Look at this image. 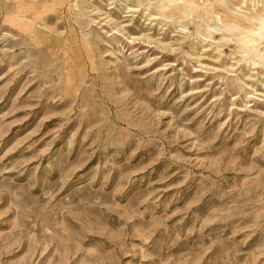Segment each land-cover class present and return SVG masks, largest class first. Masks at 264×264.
<instances>
[{
  "label": "rangeland",
  "instance_id": "374dc122",
  "mask_svg": "<svg viewBox=\"0 0 264 264\" xmlns=\"http://www.w3.org/2000/svg\"><path fill=\"white\" fill-rule=\"evenodd\" d=\"M165 1L0 0V264H264V0Z\"/></svg>",
  "mask_w": 264,
  "mask_h": 264
},
{
  "label": "bare ground",
  "instance_id": "6f19581e",
  "mask_svg": "<svg viewBox=\"0 0 264 264\" xmlns=\"http://www.w3.org/2000/svg\"><path fill=\"white\" fill-rule=\"evenodd\" d=\"M125 1H130V0H125ZM185 1H189V0H185ZM172 2H173L172 0H166L165 2H162V3H164V6H162L161 8H163V7L166 8L168 5L172 4ZM58 3H59L58 0H52V6H54L55 4H58ZM179 3L181 4L180 1H179ZM205 7H206V5H205ZM231 12H234L236 14L242 13V16H243L245 21H247L249 23H253V22L256 23V30H252L251 33L253 35L260 37V38L263 37V35H264V11L263 12L262 11L255 12V16H251V15L247 16V11L242 12L241 8L234 7V11H231ZM215 18L217 19V18H219V16L215 15ZM218 20H219V22H218V24H214V28H210L209 26H207L206 33L208 34V38H210V39H211L212 35H218V36L222 37V39H225L224 32L226 30H228V31L230 30L229 29L230 27H227L225 24H223L221 22L220 18ZM231 27L232 28H234V27L239 28V27H236V25L235 26L233 25ZM242 36L244 37L245 35L243 34ZM252 63H253V65H257V63L254 61Z\"/></svg>",
  "mask_w": 264,
  "mask_h": 264
}]
</instances>
